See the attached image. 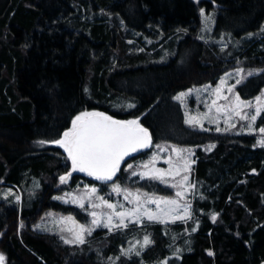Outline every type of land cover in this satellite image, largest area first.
I'll use <instances>...</instances> for the list:
<instances>
[{"label":"trees","instance_id":"16d2710c","mask_svg":"<svg viewBox=\"0 0 264 264\" xmlns=\"http://www.w3.org/2000/svg\"><path fill=\"white\" fill-rule=\"evenodd\" d=\"M90 8L103 11L104 18L88 13ZM201 9L216 17L213 46L201 39ZM121 21L137 36L173 40L166 48L173 56L156 63L138 54L125 43ZM263 27L264 0H0V186L25 192L35 180L43 186L37 196L23 198L21 207L12 199L0 201L5 264L264 262V147L258 135L191 126L176 99L216 84L231 61L264 70V43L254 38ZM223 38L243 43L226 51L230 61L215 44ZM263 91L264 71L238 89L243 100ZM121 99L135 107L120 108ZM83 111L140 118L153 145L197 148L188 221L98 231L92 244L80 246L32 228L48 211L87 220L77 204L55 199L65 195L58 177L71 171V161L58 145L38 143L61 138ZM258 126H264V115ZM126 164L114 183L169 195L168 187L135 177ZM110 184L74 174L70 188L107 192ZM146 235L153 243L140 256L120 251Z\"/></svg>","mask_w":264,"mask_h":264},{"label":"snow or ice","instance_id":"6c2138e0","mask_svg":"<svg viewBox=\"0 0 264 264\" xmlns=\"http://www.w3.org/2000/svg\"><path fill=\"white\" fill-rule=\"evenodd\" d=\"M199 0H197V3ZM201 16L204 17L205 23L209 21V17L204 16V10L201 9ZM202 38V37H201ZM264 71V70H259ZM238 74H243L244 69H237ZM248 76L253 75L252 71L247 73ZM243 75H240V79L236 82L240 83L243 79ZM223 84L224 81H221ZM206 87H211L206 86ZM191 91V89L189 90ZM231 88L229 92H231ZM185 93H181L180 96H184ZM214 95L217 99L228 100V96L221 97L220 89L217 88ZM180 96L177 99H180ZM212 105L216 108V113L219 114L224 112L226 116V123L228 128H235L236 124L233 122V117H239L240 120L247 122V129L250 133L256 132V121L262 115H264V97H255V104L251 100L241 99L239 93L234 94V98L230 100L226 105H217L216 101H212ZM129 107H135V105H129ZM254 109L252 112H245L244 109ZM212 109L209 108V113L204 114L203 118H207L210 122L218 123L219 115L213 117L211 115ZM203 118L197 116H189L187 122L191 126H199L201 129L207 131L204 128ZM228 128L224 129L225 131ZM216 131H221L219 126H217ZM258 132L260 134V139L258 141L260 147H264V127H259ZM39 144L43 145L46 143H52L63 148L67 153V159L71 161V171L67 172L65 175L60 176V182L66 183L72 176L73 172H83L88 176L94 177L96 180L101 182L114 181L116 174L120 171L122 163L129 156L134 153L139 152L142 149H147L152 147V137L149 129L144 127L139 119H126L118 120L114 119L113 116L107 115L104 112H88L83 111L71 121V128L63 132L61 138L53 141H38ZM159 147V145H157ZM214 147V145H213ZM167 149H165L166 151ZM173 151L176 152L178 160H183V166H179L173 163L171 157L166 163L169 164L167 170L155 167L156 156H153L152 160L148 163L143 164L141 167L143 171H132V175L140 176L141 178H148L149 180H158L166 185L169 184L166 177H171L175 180L176 176H180L181 171L187 173L190 170V164L194 163L191 161V150L180 149L173 147ZM187 151L188 157L183 158L181 153ZM129 169L132 168L131 164H128ZM188 176L184 175L179 181L171 183L169 186L176 189L175 196L177 198L167 197V196H156L155 193H141L139 189L136 192L128 191L124 189L125 200L129 201L134 205L131 209H125L123 211H117V205L104 200L103 197H99L101 203L99 205L93 203L92 207H102L106 206L111 211L107 214V222L103 225L107 228H112L113 226L117 229L127 228L128 224L126 220L131 219L133 223H140L142 217H147L149 221H158L162 223H167L169 220L175 222L176 220H185L190 216V205L182 204L181 200L186 195L187 188H194L195 185L188 184ZM113 191L119 193L121 191V186L118 183L113 184ZM9 192L11 190L9 189ZM92 194L97 192L95 187L90 189ZM19 201L20 197H16ZM55 199L60 200L61 197L57 196ZM90 199V197H89ZM72 203L78 204L81 209L85 207L84 197H73ZM149 204L156 205L155 210L147 207ZM183 213V214H181ZM92 217V227H86L84 224H79L74 221L73 217H69L76 223L73 228L67 229L71 233L70 237H62L64 242L67 244H84L85 243V233L91 234L94 227L100 226V219L98 213L92 211L89 213ZM113 217L118 218V222L113 225ZM215 220V216L213 217ZM2 235V234H0ZM139 243V242H138ZM153 243L150 238L146 235L144 237L141 247H147L149 244ZM132 249L128 252L123 253L125 256H130ZM141 253L136 252L139 256ZM213 253H209L212 255ZM5 256L0 253V264H5ZM119 259V258H117ZM167 264V261L164 262Z\"/></svg>","mask_w":264,"mask_h":264},{"label":"rangeland","instance_id":"374dc122","mask_svg":"<svg viewBox=\"0 0 264 264\" xmlns=\"http://www.w3.org/2000/svg\"><path fill=\"white\" fill-rule=\"evenodd\" d=\"M85 11L88 12L86 9H85ZM90 12L92 14H95L97 19L98 18H104V12L101 10L95 11V13H94V12H92V8H90V11L88 13H90ZM204 16L209 17L210 19H209L208 23L206 24L205 19L203 17V21H202L203 27H202L201 33H200V35L202 37L201 39L204 42L208 43V45L213 46V42L211 41L212 40L211 37H212L213 30L215 27L216 17L212 12L209 14H204ZM118 26H119V29L122 30L123 33H125L127 35V37H125V43L128 46H130L131 49L136 50L138 54L148 55L156 63H161V62L167 61L169 59L170 55L173 56V52L171 53L169 50L166 49L169 47L168 45H170L173 42V40L168 39L166 41H162V37H158V38L153 39V38H146L144 35H141V36L138 35L137 36V34L133 31L129 33L125 29L124 23L122 21L119 23ZM254 38L257 39L259 42L262 41V43H264V27L257 35H254ZM215 44H216V47H218V49L220 51L224 52V55L226 57L225 59L229 60V61L232 58L230 57V55L226 51L232 47L235 50L234 46H236V45H238L239 48L241 45H243V43L237 44L236 41L228 40L226 38H223V39H220L219 41H216ZM228 68L229 69L227 70V72H225L219 78V80L216 84H212V83L209 84L211 87H206L209 85H205L202 87L193 88V89H191V91L188 90L186 92H182V93H185L184 96H180L181 93H179L176 96V99L178 96H180V99H177V100L180 101V103L183 106L184 112L186 114V121L188 120L189 116H192V117L199 116V117L203 118L204 114L209 113V108H211L212 109L211 115L213 117L219 115V121H218V123H215V122H210V120L207 118H203V125H204L205 129L216 130L217 126H219V128L221 129V131H219L220 133L257 134L258 140H259L260 134L258 132V129H259V127H264V126H258V123H259V120L263 117V115L260 118H258L256 121L257 131L250 133L247 129V122L240 120L239 117H235V116L233 117V122L236 124V127L235 128H228V125L226 123L227 118H226L224 112L217 114L215 106L212 105V101H214V100L216 101L217 105H226L230 100H232L234 98L235 93H239L238 92L239 87H241L244 83H246L250 77L258 75L261 73V71L247 68L242 62H238V61H236V62L231 61ZM241 68L244 69V73L238 74L237 69H241ZM249 71H252L253 75L248 76L247 73ZM240 75H243L244 78L241 80L240 83H237L236 81L238 79H240ZM221 81H224V83L222 84ZM217 88L220 89L221 97L228 96L229 99L227 101L222 99V98L217 99V96L214 95ZM230 88L232 90L231 92H229ZM259 96L264 97V91ZM246 101H248V100H246ZM251 101H253V104H255V98L252 99ZM119 104H120L119 105L120 108L127 109V110L131 108V107H129V105H131L130 101H126V100L121 99ZM253 110L254 109H248V108L244 109L245 112H252ZM92 112H94V111H92ZM95 112H98V111H95ZM131 119H139L140 120V118H131ZM128 120H130V119H128ZM194 127L201 129L198 125L194 126ZM226 128H228L227 131L224 130ZM173 147H177V148L185 149V150L190 149L192 152L190 159H191V161H194V154L197 151L196 147H182V146H174V145H169V144H162V145H159V147H157V145H153L150 148V150H148L149 152L147 153L146 156L138 158L136 160H131V162H128V164L132 165V168H131L132 170L129 169L128 167H126V170L127 171L131 170L130 173H132V171H134V170L135 171H143V168L141 166L143 164L151 161L153 156L157 157V159L155 161V167L156 168H162V169L167 170L169 168V164L166 163L165 161H167L169 159V157L172 158L174 164H177V165L182 167L183 166V160L177 159L176 152L173 151ZM212 148H213V146H212ZM165 149H167V150L165 151ZM62 150H63V153H65L67 155V153L64 151L63 148H62ZM181 156L183 158H187L188 152L185 151V152L181 153ZM128 164H126V165H128ZM194 166H195V161H194V163L190 164V170L187 173L181 171L180 176H176L175 180H173L171 177H166L169 184L168 185H166L164 183H162V184L169 188V190H168L169 195H166L167 197L177 198L175 196L176 189L170 187L169 185L175 181H179L181 179V177L184 175H187L189 178L188 184L193 185V183H192V171H193ZM119 172L116 174V176L119 174ZM65 174H63V175H65ZM63 175H61V176H63ZM79 175H82L84 177H88V179H93L94 181H97L98 183H105V182L98 181L94 177H91L88 175H84V174H79ZM73 177H74V174L72 173L71 178L65 183V185H66L65 187L67 188V190L65 191V195H62L60 197H62L63 201L68 202V203H72L71 201H72L74 196L75 197H84L85 198V207L83 209V213L87 214V220L82 223L79 219H77L73 215L65 216L62 214H58L55 212L48 211V212H44L43 214H41L38 221L32 226V228L36 232L48 233L50 235H54L57 238H60L64 244H67L64 242V239H62V237H70L71 236V233L68 232L67 229L75 227L76 223L84 224L86 227H92L93 217L89 214L92 211H95L98 213V216L100 219V226L94 227L91 234L85 233V243L84 244H92L95 240L93 237L95 236V233L98 231H103V232L107 231V234H109V233H112L115 231L118 232V230L126 229V228L117 229L114 226L112 228L104 227L103 225L107 222V214L111 210L108 209L106 206L94 208V207H92V205H93V203L99 205L101 203V201L99 200V197H103L104 200H107L110 203L116 204L117 205V211H123L125 209H131L134 207V205L129 202L132 199V197H130L129 200H125L124 199V196H125L124 189H127L128 191H131V192H136V190L138 188H132V187H129L126 185H120L121 191L119 193H117V192L113 191L114 182L109 181L107 183H111V184L109 185L107 192L103 191L101 188H96L95 186H76V189H71L70 186L72 184ZM137 177H139V179H141V180L146 178V177L141 178L140 176H137ZM59 178L60 177H58V179ZM115 179H116V177L114 178V180ZM1 184L2 183H0V185ZM92 187H95L97 189V192L95 194H92L90 192V189ZM42 188H43L42 183L39 180L33 181L31 186L28 189H26V192L23 191L22 189H20L19 187H16V186H4V187L0 186V201L8 202L12 199L16 203H19V205L21 207L22 203H24L23 198L28 197L30 195L31 196H35V195L37 196V193ZM9 189L11 190V192H9ZM192 191H193V188H187L186 189V195L182 198H178L181 200L182 204H189L190 205L189 212L191 211L190 200L193 197ZM140 192L141 193H149L145 190L144 191L140 190ZM149 194H151V193H149ZM17 196L20 197L19 201H17V199H16ZM156 196H159V195H156ZM89 197H90V199H89ZM147 207L155 210L156 205L149 204V205H147ZM181 214H183V213H181ZM69 217H73L74 221L76 223H74L73 220L68 219ZM189 219H190V216L188 218H186L185 220H176L175 222H172V220H169L166 223V225L169 223H171V224L181 223L182 221H188ZM117 222H118V218L113 217V225H115ZM126 223L128 224L127 228H129V227H133V226H136V227H143L144 226L145 227L146 225L158 223V221H149L147 219V217H142L140 223H133L131 219L126 220ZM160 223H162V222H160ZM162 224H165V223H162ZM143 240H144V237L141 238L139 236V238L137 237L133 240L134 241L133 244L130 243L129 247H124L123 249H120V251L124 250V251L128 252L129 249H132L130 256L136 255V252L142 253V251L145 248V247H141ZM84 244H68V245H79L80 246V245H84ZM138 246H140V247H138ZM139 248L141 249V251L138 250Z\"/></svg>","mask_w":264,"mask_h":264},{"label":"water","instance_id":"95a60500","mask_svg":"<svg viewBox=\"0 0 264 264\" xmlns=\"http://www.w3.org/2000/svg\"><path fill=\"white\" fill-rule=\"evenodd\" d=\"M113 118H114V117H113ZM114 119H117V118H114ZM118 120H120V119H118ZM151 137H152V136H151ZM152 145H153V139H152ZM150 148H151V147H150ZM150 148L142 149V150H140L139 152L134 153L132 156L127 157V158L125 159L124 163H122V165H121V169H122V167L124 166V164H125L129 159H131V158H133V157H136L137 155H140L141 153H144V152L148 151ZM73 174H84V175H87L86 173H83V172H73ZM261 264H264V262H262Z\"/></svg>","mask_w":264,"mask_h":264},{"label":"bare ground","instance_id":"6f19581e","mask_svg":"<svg viewBox=\"0 0 264 264\" xmlns=\"http://www.w3.org/2000/svg\"><path fill=\"white\" fill-rule=\"evenodd\" d=\"M70 13V12H69ZM74 24V23H73ZM69 28V27H68Z\"/></svg>","mask_w":264,"mask_h":264}]
</instances>
